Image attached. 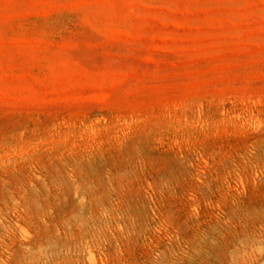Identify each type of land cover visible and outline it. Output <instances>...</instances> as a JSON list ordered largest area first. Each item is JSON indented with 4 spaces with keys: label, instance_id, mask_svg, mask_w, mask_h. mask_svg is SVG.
<instances>
[{
    "label": "rangeland",
    "instance_id": "rangeland-1",
    "mask_svg": "<svg viewBox=\"0 0 264 264\" xmlns=\"http://www.w3.org/2000/svg\"><path fill=\"white\" fill-rule=\"evenodd\" d=\"M0 264H264V0H0Z\"/></svg>",
    "mask_w": 264,
    "mask_h": 264
}]
</instances>
